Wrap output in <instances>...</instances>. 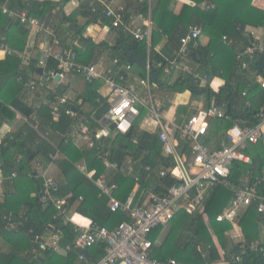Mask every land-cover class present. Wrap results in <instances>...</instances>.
<instances>
[{"label":"trees","instance_id":"16d2710c","mask_svg":"<svg viewBox=\"0 0 264 264\" xmlns=\"http://www.w3.org/2000/svg\"><path fill=\"white\" fill-rule=\"evenodd\" d=\"M199 1L200 3L206 2V7L200 8L196 5H184L178 16L174 15L171 17L167 30L162 33L158 29V24L167 0H149V19L152 27L151 43L149 42V46L145 42L136 43L121 28L115 29L118 31L120 39L112 48L113 53L116 54L114 58L127 63L128 53L134 52L137 56L148 61L149 65L154 69L155 74L150 76L152 90L154 88L165 90L167 94L172 96L183 94L188 90L203 89L204 93L193 94L192 97L204 96L208 101L206 107L210 105L211 101H214L233 120L250 124L254 121L253 116L264 108V89L256 83L247 84L244 81V75L239 72L237 66L235 51L237 46L247 45L253 41L252 35L246 31V28L263 27L264 11L252 6V0ZM125 3L122 8L125 10L126 20L130 13L147 15L144 11V6L139 7L136 5V3H139V0H127ZM7 7L12 11L24 12L28 16L49 20L51 19L50 12L52 9L57 8L58 4L46 2L44 6L40 7L34 1L8 0ZM88 8L87 2L83 1L80 3L79 10L70 16L66 17L62 12L59 13L57 20L60 27L58 29H62L66 25L67 29H64V33L69 31L75 34V38L82 39L84 31L90 25L107 22L109 24V20L102 14L92 13ZM79 16L85 19L82 25L77 24V17ZM2 17L6 20L5 16ZM8 21L10 23L14 22L16 25L20 24L18 21L11 19H8ZM206 24L213 26L215 29L212 42L208 48L200 46L191 48L190 53H195L196 57L195 60L192 58H189V60L198 63L199 71L202 72L200 74L208 78L207 85L199 87L193 84L191 76L188 75L185 78L179 77L176 81L170 83L167 77H170L173 70L166 72V69H168V61L172 59V54L179 48L180 39L186 35L189 27L204 26ZM4 26L0 23V39L5 37L6 28ZM223 36L227 37L228 40L232 39L235 41L230 45L231 47L224 44L222 41ZM162 39H165L166 43L162 51L158 52L156 51V47ZM84 43L87 48L94 46L89 40H84ZM168 57L169 59H166ZM257 66L256 64L251 70L257 69ZM131 67L133 73L137 76L140 78L145 77L146 68H140L135 65H131ZM23 69L17 64H10L7 61L0 62V99L4 102L0 103V115L9 120H12L16 113L26 117H29L31 114L30 110L23 111L21 108L24 106L23 104L16 102V100L10 101V96L15 94L14 91L26 84L28 74L35 73L38 70L33 64H29L27 69ZM224 72L236 78V84L231 86L226 83L218 92H213L209 87L210 80L221 77ZM85 84L88 94L83 97L82 103L89 101V103L96 106L98 105V101L99 103L106 101V94L101 93L99 90V87L102 86L100 83ZM138 89L142 92L141 88ZM243 92L246 93L244 97L242 96ZM6 95L8 96L7 98L5 97ZM53 98L54 96L50 97L49 101ZM8 101L11 104H8ZM247 103L249 106H246ZM68 105L69 108L77 111L79 115L84 114L80 106L73 103H69ZM169 107L170 104H167L165 111ZM160 108L164 110L163 107ZM140 110L141 116L135 122L132 130L127 134H117L111 144L108 143V140L105 142L104 139L102 140L104 147L110 148L112 160L122 162L130 156L133 161L137 162L136 169L139 166H144L142 171H144L145 166H149L152 169L149 173L150 175L147 174L148 172L140 173V187L137 195L143 188L147 185L149 186L145 182V176H149L156 188L159 185L169 187L175 183L174 179L170 178L168 174L172 165L168 158L161 155L162 145L159 141L158 133H148L145 130L139 129L145 115V111L143 109ZM179 110L181 111L177 114L176 118L180 124L182 120L180 115H188L189 109L186 106ZM34 112L40 119V125H45L49 128V134L46 135V132L41 127L36 132L29 126H26L24 134H20L19 136V142L15 137L10 140L7 138V146L1 150L4 176L8 175L7 170L13 164L7 157L10 155L11 150L22 155L23 164L30 162V156L32 160L40 157L45 163H48L50 155L59 150L63 158L56 162L65 182L59 187V196L66 198L67 207H70L76 199L81 197L82 201L78 204L76 212L82 216L89 217L93 224L108 229H113L120 222L128 220L126 214H111L108 211L106 208V197L100 196L99 190L76 167V164L80 160H83L85 171L89 172L94 169L96 171L95 177H98L99 174L105 171L95 148L81 151L68 137L75 123V118L73 119L62 114L58 122H51L50 108L47 103L34 110ZM160 114L163 116L165 112L161 111ZM84 123L90 126V121L87 119H85ZM220 123H223V132L232 125V122ZM211 124L213 127L216 126V123L212 121ZM96 128L100 129L99 126ZM176 136L179 142V149L190 157V144L181 140L178 135ZM214 137H216V132L211 131L203 140V143L210 147L216 145ZM27 149H29L28 153H26ZM242 152L249 158L250 162H235L232 165L231 182L237 187H242L244 181H246L249 187H255L257 195L261 198L259 202L264 206V144L259 142L255 145H248ZM22 166L25 171V166ZM160 169L166 171L164 177L158 175ZM24 171L19 170V173H23ZM114 182L119 186V190L115 193L116 198L124 201L129 195L130 190L133 189L135 179L117 176ZM27 185L29 186L26 188H20V191L22 190L26 193L34 192L36 193V199L25 206L26 211L20 217L21 223L17 224L15 228L7 229L2 216L0 217V239L8 249L0 248V264H76V255L74 253H69L67 256L62 257L55 254L51 249L42 250L41 245L32 244L33 236L27 235L29 230H32L34 235L44 232L54 234L64 244L73 242L75 233L73 224L69 222L65 223L64 218L57 215L56 210L51 204L44 205L40 202V180L37 177H32L27 181ZM232 196L233 192L223 187L192 192L190 202L194 206L193 211L179 209L166 226L158 227L149 235V239L152 242L151 257L161 261L171 258L180 264H207L218 262L229 253L237 251L239 242L235 243L228 236L232 230V224L227 221H216V216L228 207ZM259 202H253L251 205L242 208L235 219L236 224L242 230L243 241L247 244L257 242L260 239V228L264 227V211L262 213L257 212ZM206 226L210 229L213 238L211 241L203 242V246H200V236ZM161 228H163V231L158 232ZM165 231L167 232L161 244H157V239ZM262 245L264 246V244ZM33 248L39 255L33 256ZM26 251H28L27 254H24ZM203 254H206V257H203ZM103 256L104 247L100 244L96 248L92 259L97 261ZM242 264H263V261L260 254L247 253L243 256Z\"/></svg>","mask_w":264,"mask_h":264},{"label":"built area","instance_id":"2783aa9c","mask_svg":"<svg viewBox=\"0 0 264 264\" xmlns=\"http://www.w3.org/2000/svg\"><path fill=\"white\" fill-rule=\"evenodd\" d=\"M82 1L87 2L90 12L100 13L108 19L109 28H121L136 43L145 42L149 46L151 21L148 8L144 10L147 15L130 13L126 20V13L122 7L112 8L105 0ZM1 7L2 13L10 19L17 20L20 25L35 29L38 34L44 33L52 39L38 63L43 68H46V63L49 60L56 63L55 71H48L41 76V80L46 84L56 82L57 77L62 79L66 75H74L83 79L89 85L100 83L105 88L107 99L104 103L108 104L109 110L103 116V119L107 121V124L102 125L98 132H94L91 140L84 137L89 142L88 146L95 147V141L101 138L127 134L141 116L140 109H143L145 115L141 130L148 133H158L162 145L161 155L169 159L172 166L168 174L175 181L169 187L159 185L154 191H150L144 197L138 199L134 193H130L124 201H121L115 195L118 190L116 184L108 183L103 175L94 178V172L91 174L85 173V176L99 190L100 195L106 197L108 211L111 214L122 213L128 216V220L120 222L113 229L99 227L93 224L92 220H89L90 223L85 228L74 223L73 216L67 217L70 207H67L66 199L59 196L57 181L43 175L41 203L44 205L51 204L57 215L64 218L65 223L73 224L75 233L73 242L64 244L59 238H55L45 248L65 256L74 253L77 257L76 264H180L171 258L161 261L151 257L152 242L149 235L158 227L166 226L179 209L193 210L194 206L190 202L192 192L217 187L231 190L233 192L231 202L222 213L216 216L217 222L227 221L231 224L234 223L238 210L251 205L253 202L261 201L255 187L244 186L235 189L230 176L232 165L235 162H250L249 158L242 152L248 145H255L259 142L264 143V108L253 116L254 121L250 124L241 123L233 120L223 108L213 101L206 108L192 112L180 126L175 127L173 123H168L165 116H162L155 108L148 66L146 67L145 77L140 78L133 73L130 64L123 63L117 58H112L106 66L101 64H79L77 62L78 53L75 50H55L57 44L56 34L44 22L27 16L23 12L9 10L4 5ZM138 21L141 25H135V22ZM201 34L202 28L200 26L189 27L186 35L180 39L179 48L174 53L173 58L167 60L168 69H166V72L181 70L185 76H191L193 83L199 87L207 85L208 78L190 67L189 54L191 48L197 46ZM222 41L228 46L234 43L232 39L228 40L225 36L222 37ZM235 58L241 74L252 71L253 66L258 65L260 60L264 62V42L253 39L247 45L238 46L235 51ZM253 76L255 83L264 89V68L260 75H257V69H253ZM37 85L38 83L34 79L28 82V87L31 90L35 89ZM138 88H141L142 92ZM245 95L246 93L243 92L242 96ZM125 101L128 102V106L124 107L117 115L116 109L120 108ZM104 103L98 101L96 108ZM68 104L69 100L67 98L58 96H54L48 102L53 122H58L62 114L70 118L80 116L77 111L69 108ZM246 106H249V104L247 103ZM201 116L202 122L199 125L193 123L195 119H199ZM22 119L27 122L26 118ZM90 119L93 120L92 114ZM212 120L232 122V125L226 131L220 132L222 135L217 139L216 145H213L214 147L203 143V140L212 130ZM121 125H125L126 130H122ZM110 126H113V129H110ZM170 126L172 128L168 130ZM201 128H203V131L200 130ZM233 130L238 132L235 138L230 135ZM80 131L83 136L85 129L80 128ZM176 135L190 144V157L179 149ZM50 158L52 159L53 155H50ZM113 167L116 168L117 164H114ZM133 170L132 166L127 167L128 173L133 172ZM144 170L151 172L150 167H146ZM175 170L180 174L175 175ZM158 175L164 177L166 171L160 169ZM78 201H81V198H78ZM77 204L73 202L72 206L76 207ZM263 211L264 206L259 202L257 212L262 213ZM82 217L85 218V216ZM10 218H8V222ZM4 219L6 220L7 217L4 216ZM28 234H32L35 240L38 239V236L34 235L32 230H29ZM100 244L104 247V256L100 260L94 261L92 258ZM247 253L260 254L264 264V246L260 242L247 244L244 241L239 242L237 251L229 253L221 261L207 264H242L243 256ZM203 257H206V254H203Z\"/></svg>","mask_w":264,"mask_h":264},{"label":"crops","instance_id":"0c3cea01","mask_svg":"<svg viewBox=\"0 0 264 264\" xmlns=\"http://www.w3.org/2000/svg\"><path fill=\"white\" fill-rule=\"evenodd\" d=\"M5 1L6 0H0V23L1 25H5L4 27L6 28L4 35L5 37L0 39V53H2V56H0V62L7 61L10 64L20 65V68H24V69H27L29 64H33L38 69L37 72L35 73H29L28 80L25 82L26 84L24 83L25 85H23V87L21 86V88L16 89L14 91L15 94L13 96H10V101L16 100V102L24 105L23 107H21L23 111L30 110L31 114L29 115V117L16 113L15 117L12 120H9L3 115H0V217L2 216V220L4 221L6 228L12 229L15 228L17 224H20L21 223L20 217L26 211L25 206L32 203L36 199V193L34 192L26 193L25 191L22 190L20 191V188H26L29 186L27 185V181L29 179H31L32 177H37V179H39L40 182H42V176L46 175L47 177H51L55 179L58 183V187H61V185L65 183L64 177L61 174V171L59 170L56 162L57 160L63 158V155L61 152H59V150H57L53 154L52 159L49 157L50 161L48 163H45L44 160L40 157H37L32 160V157L30 156L31 157V159L29 158L30 162L27 164H23V157L20 153L11 150L10 155L7 157L9 160H11V162H13V164L7 170L8 175L6 177L4 176V172H3L4 170H3V159L1 157L2 156L1 150L7 146L8 144L6 142L7 138H9L10 140L13 139V137H15L17 138L16 140L19 142L20 141L19 136L20 134H24L26 126H29L36 132L41 127L46 132L45 133L46 135L49 134V128H47L45 125L42 126L40 125V119L38 118L34 110H37L38 108H40V106L46 103L48 104L49 98L52 96L65 97L69 100V103H73L74 105L80 106L81 110L85 111V112L83 111L85 115L82 114L77 118H75V123L72 126L71 133L68 137L70 138L72 143L81 151H85L91 148H95L97 150L99 158L101 159L105 169V171L99 174L98 176L103 175L108 183L116 184L118 190H119V186L117 183L114 182L117 179V176H121V178L124 177V178L135 179V184L133 186V189L130 190V193H134L137 199L144 197L150 191H154L156 187H154L153 182H151L152 180L149 178V176H145L144 178L145 182H147L149 186L147 185L137 195V191L140 187V181H139V179L141 178L140 173L147 172L146 170L142 171V168L144 166H139L138 169H136L137 162L133 161L130 156H128L126 160L122 162L112 160L111 150L110 148L104 147L102 140L104 139V142L108 140V143L111 144L115 136H111L108 138H101L100 140L95 141V147L88 146L89 142H87L84 139V137H87L91 140L93 138L92 136L94 132H98L99 130L96 127L99 126L101 128V126L104 125V122H102V120H100V122H96L94 119L93 120L90 119V115L93 114L92 111L94 112V108H96L97 105L94 106L95 104H91L89 103V101H87L86 103H82L83 97L88 94L85 86L86 82L84 83L83 79L76 77L74 75H66L64 78L58 79L56 80V82H51L48 84H46L43 80H41L42 79L41 76H43L46 72L56 70V63L53 60L47 61L46 68H43L38 64L42 59V55L44 51L48 48V46L52 42V39L48 35H45L44 33L38 34V32L35 29H31L28 26H22L20 24L16 25L14 24V22L10 23V21H8V19L10 20V18L7 15L3 14L1 10L2 8L1 6L4 5L7 7L8 0L6 2ZM22 1L24 2L34 1L38 3L40 7L44 6L46 2H52L54 4H58V7L52 9V11L50 12L51 19L49 20L46 19L42 20L35 16H30L38 19L41 22H44L46 25H48L49 28H51L55 32L56 41H57V44L55 45L56 51L64 50V49H73V50L76 49V51L79 53L78 54L79 58L77 59V62L79 64H101L103 66H106L107 63L116 55L115 53H113L112 48L118 43L120 36L117 30L109 28L108 22L90 25L89 27L93 29L92 33H88L89 27H87V29L84 31L82 35V39H79L78 37L75 38V34L72 32L68 31L67 33H64V29H67L66 25H64L62 29H58L60 27L59 21L57 20V16L59 15V13L62 12L66 17L70 16L71 14L79 10L80 3L83 2L82 0H69V1L68 0H22ZM105 1L112 8H118V7H123L124 4H126L125 2L127 0H105ZM148 4H149L148 0H139V3H136V5H138L139 7L144 6L145 8L149 9ZM205 4L206 2L200 3L199 0H174V1L167 0L166 6L163 10V13L161 15L158 24V29L162 33H164L167 30L171 17L174 15L178 16L182 11L184 5H192V6L196 5L200 8L203 7L205 8L206 7ZM212 5L215 6L214 4ZM251 5L254 6L255 8L264 11V0H252ZM2 16H5L6 20ZM13 21H17V20H13ZM84 22L85 19L83 17L81 16L77 17L78 25H82ZM135 25H141V23L138 21L135 22ZM200 27L202 28V34L197 42V46H200L202 48H208L212 42L215 29L213 26L209 24ZM246 31L252 35L253 39L258 41L264 40V25L263 27H258V28L247 27ZM202 37L205 38L204 43L203 42L200 43ZM84 40H89V42H91V44H93L94 46L92 48H87L86 44L84 43ZM165 43L166 40L162 39L160 43L157 45L156 51L161 52ZM174 53L172 54V58ZM166 59H169V57ZM190 67L194 71L198 73H202L201 71H199L198 63L191 61ZM183 75L184 74H182L181 70L178 69L172 71L170 77L168 76L167 78L170 83H173L179 77L185 78V75L184 76ZM242 75H244V81L247 82V84L248 83L255 84L253 71H249ZM33 79L36 81V83H38V85L35 89L31 90L28 87V82ZM219 79L224 82L219 87V89L223 87L226 83L231 86H234L236 84V78L232 77L231 75L225 72L222 73V76L219 77ZM212 80H210V83ZM210 83H209V87H210ZM210 89L212 90L211 87ZM99 90L101 93L106 94V90L102 86L99 87ZM154 91L156 93L165 92V90H159V89L157 90L156 88H154ZM190 91L192 90H188L185 92L187 93V95H185V93L172 95L171 97H169L170 96L169 94H168L169 96L166 95L168 98H170L169 101L170 107L166 111H165V106L167 104L161 106L164 108V110L161 109L160 106H158L159 107L158 111L160 113L161 111L165 112L164 116L166 121L171 124L173 123V126L175 127L180 126L181 123H183L184 119L187 118L192 112L206 108L208 101L205 99V97L204 96L192 97L193 94ZM212 91L218 92L219 90L218 91L212 90ZM5 97L7 98L8 96L6 95ZM10 101H8V104H11L12 101L11 102ZM1 102L3 101L0 99V103ZM212 102L213 101H211V103ZM186 106H188L189 114L186 116H183V114L180 115L182 120L179 124L177 122L178 119L176 118V116L181 111L179 109ZM22 118L24 119L26 118L27 122H25ZM85 119L90 121L89 125L90 126L92 125L91 127L87 126L84 123ZM143 121L141 125L143 124ZM51 122H53L52 118H51ZM212 122L216 123L215 127L212 126V131L216 132V137H214V140L217 141V139H219L220 137V131H223L222 129L223 123L216 122L215 120H212ZM5 125L7 126V130H4ZM141 125L139 129H141ZM80 128L85 129L83 136L81 134ZM171 128L172 126L168 127V130H170ZM27 150L29 152V149ZM114 164H117L116 168L113 167ZM22 165L25 166L26 173H24L25 171ZM128 166L133 167L134 169L133 172L131 173L127 172ZM76 167L84 175L85 173L91 174L94 172L93 177L96 178L95 177L96 171L94 169H92L89 172L85 171V164L83 160H80L76 164ZM146 167L149 166H145V168ZM19 170L24 172L19 173ZM149 173L150 172H148L147 174ZM40 194H42V186H41ZM39 198L41 202L42 196H40ZM81 201H78V199H76L74 203L80 204ZM77 206L76 207L72 205L70 206L67 215L68 218L78 214L76 212ZM4 216L7 217L6 220L4 219ZM8 216L11 217L9 222L7 221L9 218ZM85 218L91 220L89 217H85ZM166 232L167 231H165L164 234L157 239V244H161L162 240L165 237ZM36 236H38V239L35 240L33 237L32 244L41 245L42 250H46L47 248H45V246H49L52 243V241L55 238H57L54 234L47 232H44L42 234L38 233L36 234ZM228 236L232 240H234L235 243L244 240L242 230L236 224L235 221L234 223H232V230L229 232ZM257 242L264 244V227L260 228V239ZM0 248L8 250L4 246V243L1 241V239H0ZM27 252L28 251H26L24 254H27ZM32 254L33 256L39 255V253L36 252L34 248L32 249ZM57 255L65 257V255H61V254H57ZM76 263H77V257H76Z\"/></svg>","mask_w":264,"mask_h":264},{"label":"water","instance_id":"95a60500","mask_svg":"<svg viewBox=\"0 0 264 264\" xmlns=\"http://www.w3.org/2000/svg\"><path fill=\"white\" fill-rule=\"evenodd\" d=\"M195 57H196L195 53L192 52L189 54V58H192L193 60H195ZM127 63L130 65H135V66L140 67V68H146L148 66L149 71H150V76H153L155 74L153 67L148 65L147 61L144 58L137 56L134 52L128 53ZM263 68H264V62L262 60H260L258 63V66H257V75L261 74ZM58 79L59 78L57 77L56 80H58ZM190 92L192 94L198 95L200 92L204 93V90L203 89H201V90L195 89V90H192ZM108 110H109L108 104L104 103L103 105H101L100 107H98L94 110L93 115L96 119L102 120V122H104V124H107V121L105 119H103V116L107 113ZM110 129H113V126H110ZM26 152H28V150ZM29 158L31 159V157H29ZM40 196H42V194H40Z\"/></svg>","mask_w":264,"mask_h":264},{"label":"clouds","instance_id":"9594fccd","mask_svg":"<svg viewBox=\"0 0 264 264\" xmlns=\"http://www.w3.org/2000/svg\"><path fill=\"white\" fill-rule=\"evenodd\" d=\"M92 31H93V29H92L91 27H89V29H88V33H92ZM0 56H2V53H0ZM223 83H224V82H223L222 80H220L219 78H214V79L211 81V83H210V87L212 88V90H214V91H218V90H219V87H220ZM185 95H187V93H185ZM127 106H128V102L125 101V102L121 105L120 108H117V109H116V114L119 115V113L122 111V109H123L124 107H127ZM121 119H123V118L121 117ZM201 122H202V116H201V118H199V119H195L193 123L199 125ZM120 128H121L122 130H126V129H125V125H121ZM4 130H7V126H6V125L4 126ZM200 130L203 131V128H201ZM102 131H103V130H102ZM230 135H232V136L235 138V137L238 135V132L235 131V130H233V131H231ZM198 162H199V161H198ZM218 171H219V169H218ZM174 174H175V175H179L180 173H179L178 171L175 170V171H174ZM72 220H73L74 223H76V224H78V225H80V226H83V227H85V228H87L88 225H89V223H90V221H89L88 219H86V218L80 216L79 214L74 215V216L72 217Z\"/></svg>","mask_w":264,"mask_h":264},{"label":"rangeland","instance_id":"374dc122","mask_svg":"<svg viewBox=\"0 0 264 264\" xmlns=\"http://www.w3.org/2000/svg\"><path fill=\"white\" fill-rule=\"evenodd\" d=\"M204 40H205V38L204 37H202L201 38V41H200V43H204ZM207 40V39H206ZM184 76V75H183ZM35 91V90H34ZM33 91V92H34ZM166 95H168L166 92H155L154 90H152V96H153V103H154V105H155V108H159L158 106H164V105H166V104H169V101H170V98H168ZM169 96V95H168ZM169 97H171V96H169ZM84 111V110H83ZM85 112V111H84ZM91 113V112H90ZM92 113H93V111H92ZM94 114V113H93ZM92 114V118L96 121V122H100V120L99 119H96L95 117H94V115ZM212 131V130H211ZM135 139H136V137H135ZM263 180H264V178H263ZM246 185L248 186V184H247V182L246 181H244V183H243V186H245L246 187ZM234 188L235 189H237V188H239V187H237V186H235L234 185ZM232 192V191H231ZM242 209H240V210H238L237 212H238V214H239V212L241 211ZM191 211H193V210H191ZM200 211H201V209H200ZM207 225V224H206ZM161 231H163V228H161L158 232H161ZM157 232V233H158ZM156 233V235H158ZM201 238H200V241H201V245L200 246H203V242H206V241H211V239L213 238L212 237V234H211V231H210V229L209 228H207V226L202 230V233H201V236H200ZM202 248V247H201Z\"/></svg>","mask_w":264,"mask_h":264},{"label":"bare ground","instance_id":"6f19581e","mask_svg":"<svg viewBox=\"0 0 264 264\" xmlns=\"http://www.w3.org/2000/svg\"><path fill=\"white\" fill-rule=\"evenodd\" d=\"M152 28V27H151ZM151 43V42H150Z\"/></svg>","mask_w":264,"mask_h":264}]
</instances>
